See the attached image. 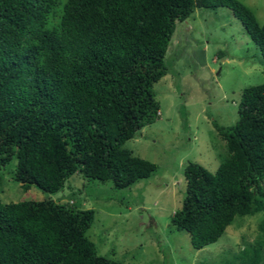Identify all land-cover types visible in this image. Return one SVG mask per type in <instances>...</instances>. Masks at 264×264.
<instances>
[{"label": "trees", "instance_id": "obj_1", "mask_svg": "<svg viewBox=\"0 0 264 264\" xmlns=\"http://www.w3.org/2000/svg\"><path fill=\"white\" fill-rule=\"evenodd\" d=\"M197 7L230 9L264 58V22L239 0H0V166L14 160L23 190L48 193L74 173L114 189L148 178L155 164L122 145L157 118L152 84L167 72L175 23ZM236 114L216 125L226 153L214 172L183 168L170 224L194 249L234 216L264 213V81L241 90ZM92 220L72 202H0V264H121L85 236ZM262 245L239 264H260Z\"/></svg>", "mask_w": 264, "mask_h": 264}, {"label": "rangeland", "instance_id": "obj_2", "mask_svg": "<svg viewBox=\"0 0 264 264\" xmlns=\"http://www.w3.org/2000/svg\"><path fill=\"white\" fill-rule=\"evenodd\" d=\"M239 1L258 24L264 22V0ZM164 62L166 74L152 84L157 118L122 145L155 164L148 178L114 189L74 173L55 193L23 190L11 178V160L0 166V202L49 198L92 209L85 236L98 254L121 264H239L242 249L264 237L258 228L263 212L234 216L215 242L200 249L186 231L171 226L170 216L181 203L185 164L214 172L225 155L216 125L235 122L241 90L264 81V58L230 9L197 7L175 23ZM261 252L264 264V245Z\"/></svg>", "mask_w": 264, "mask_h": 264}]
</instances>
